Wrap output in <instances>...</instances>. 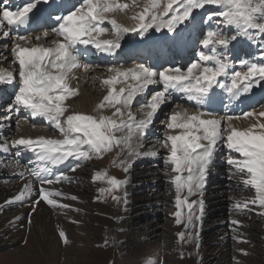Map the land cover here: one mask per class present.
I'll return each instance as SVG.
<instances>
[{"label":"snow or ice","instance_id":"6c2138e0","mask_svg":"<svg viewBox=\"0 0 264 264\" xmlns=\"http://www.w3.org/2000/svg\"><path fill=\"white\" fill-rule=\"evenodd\" d=\"M206 4L225 6L227 10L220 14L224 23L234 25L240 33L247 34L249 29H258L264 33V24L258 22L260 17H264V0H145L143 8L133 12L129 17L133 21L132 26L119 23L115 14H127L130 8L139 7L137 0H131V4L123 0H83L74 11L56 17L58 27L53 28L52 32L60 39L53 41L54 47L39 44L27 47L16 41H24L27 44L32 37L17 35L12 38L11 51L19 65V88L14 97L15 104L28 110L32 117H41L54 124L62 136L61 139L21 136L14 141L15 145L39 150L40 167L28 173L40 184L36 199L32 203V212L36 211L40 202L53 207H69L56 199V197H62L63 193L45 187V185L70 179L63 173L56 174L53 178L50 166L59 165L69 158L91 159L94 154L102 155L103 152L110 150L113 144H124L131 154L133 134L135 132L145 134L155 113L161 105L171 100L173 92L182 93L188 101L203 105L212 86L218 84L229 94L231 102L242 92H248L254 80H264V64L241 61L245 70L233 72L230 85L223 84L217 78L227 75L230 69L228 57L218 53L217 49L212 47L211 54L203 51L198 54L200 61H211L212 66L194 62L189 65L186 72L175 68L157 73L144 64H138L131 69L109 68L108 71L115 74L101 80V83L107 85L108 89L107 94L103 96L96 108H114L112 117L94 116L83 112H72L65 115L68 111L65 101L79 95L78 88L70 84V80L76 78L72 75L73 71L78 68L89 70V65H81L77 56L74 55L78 45H94L102 53H113L120 48L123 34L138 32L143 35L153 26H156L157 30L166 27L171 32L176 25L187 21L194 9L202 8ZM33 7L31 3L16 10L0 6V27L4 22L8 26L25 24ZM208 19L212 20L213 16L210 14ZM105 21L112 25L113 39L98 38L106 31L101 27ZM48 35V32L43 33L44 37ZM2 37L9 38L10 32L3 31ZM34 39L39 40L40 36ZM231 39H236V36H232ZM201 43L205 48L210 45L227 48L229 37L209 30ZM194 69L198 70V75H193ZM157 76L159 82L163 84V90L156 92L150 98L143 118L137 120L129 110L127 119H124V110L129 109L138 93L158 82ZM7 77L10 81L13 74L7 73ZM121 79L131 80L134 83L129 84L127 89L124 87L115 89L114 85ZM0 82H4L3 75H0ZM205 115L200 111L194 113H188L187 110L176 111L169 117L167 123V128L170 130H182L178 134H167L164 140L165 147L170 145L165 163L172 166L174 175L171 177V183L177 193V211L174 213L177 217L176 223H181L179 209L182 206L190 210L185 228L192 224L193 220L201 219V215L193 214L195 211L193 205H196L198 201H189L188 196L195 195L202 189L206 167L213 156L217 141L221 139L225 140L228 149L234 150L242 157V159L230 157L227 163L234 165L238 173L246 171L248 177L243 179V183L255 190V196L251 200H237L234 208L241 210L247 209L249 205H257L262 210L260 214L264 215V123L257 122L246 128H237L233 125L231 116L216 118L209 113L207 114L209 118H204ZM117 116L120 117L119 120L113 118ZM243 116L245 118L264 117V111L244 112ZM125 128H127L125 135L115 134ZM202 141L207 143H202ZM0 147L7 151L6 145H0ZM149 154L157 155L156 152ZM125 163L121 161L122 165ZM124 170L127 171V167ZM184 173L186 175H183ZM20 175L23 177L25 174L20 173ZM103 178L104 176L99 173L92 177L93 181ZM107 183L110 187L99 189L100 192H111L119 188L123 182L116 177H107ZM185 189L187 196L181 199L180 193ZM33 191V183L30 179L7 203L23 201L31 197ZM71 199L76 200L77 197L72 196ZM113 199H118V197L114 196ZM200 208L202 211V203H200ZM31 215L32 213H29V223H31ZM231 224L238 226L240 221L232 220ZM58 235L64 244L69 243L64 230H59ZM178 236L184 239L185 233H179ZM187 236L191 239L192 233H188ZM196 236L198 238V233ZM233 239L239 238L233 237ZM239 251L244 255L247 254L243 249Z\"/></svg>","mask_w":264,"mask_h":264},{"label":"bare ground","instance_id":"6f19581e","mask_svg":"<svg viewBox=\"0 0 264 264\" xmlns=\"http://www.w3.org/2000/svg\"><path fill=\"white\" fill-rule=\"evenodd\" d=\"M17 2H21V3L19 4L8 3V9L10 10L20 9V8L25 7L29 3L31 4L36 3L35 7H38L41 3H44L46 5L49 4V6H46V7L44 6L43 9L41 10V13L39 10L37 15H33L34 19L30 23L32 24L31 26L30 25L28 26L25 23L23 25H18V26L14 25L13 26L14 28H11V26H8L6 22H4L2 27H0V42H6L8 40L12 41L13 37L17 35H23V36L32 37V39L29 40L28 44H25L24 41H19V40H17L16 43H20L23 46H27V47H31L36 44L43 45L45 47H49V46L54 47L53 41L60 39V37H58L56 34L52 32V30H50V28H55L54 24H51L49 26L44 25L43 27H40V26L36 27V25L40 24L41 21L43 24L50 23L51 21L54 23V19L56 20L57 16L66 15L68 12L74 11L76 9V6L78 4L80 5L83 2V0H18ZM123 2H127L131 4V0H123ZM137 4L139 5V7L130 8L129 10H127V14L116 13L115 18L117 19V21L121 24L132 26L133 21L129 19V17L132 15L133 12L140 11L143 8L145 4V0H137ZM212 8H215V7H212ZM34 12H36V10H34ZM34 12L32 9V11L28 14V16H31ZM101 27L105 28L106 31L104 34L98 37L99 39H105L112 34V25L108 23L107 21L101 24ZM153 29H155L156 31L157 27L155 26L153 27ZM3 31H9L10 37L7 39L3 38L2 37ZM152 31L153 30L151 28V30L150 29L147 30V32H145L143 35H140L138 32L136 33L130 32V33L123 34L121 38L125 37V39L123 41H120V45H121L120 48L116 49L115 52L113 53H102L98 51L94 47V45H78L77 50L74 53V55L77 56V59L81 65L83 64L89 65V70L85 71L83 68H78L73 71L72 75H74L76 78L71 79L70 84L72 87L78 88L79 95L76 97H70L69 101H65L68 107H70V109H72L73 111L76 110L77 112L79 110L83 112L93 110V111H96L100 115L104 114L105 112H108L109 115L112 116V113L114 112L113 111L114 108L112 109L111 107H106L104 109L96 108V105L102 100L103 96L107 94V89H108V86L102 84L101 80L115 74V73H110L108 71V69L110 68L108 65H112L111 68L131 69V68H134L136 65H138L137 62H140L139 59L141 57L143 58V61H144L146 56H144L143 54L146 52L144 50H140L141 46L137 44L138 41H135V39L139 38L141 39L140 41L141 44H144L149 47L153 45L155 47L157 46V44L161 43V40H160V37L158 38V36L153 37ZM199 31H203V29L199 28ZM44 32L49 33L48 37L43 36ZM36 36H40V39L39 40L34 39ZM142 38H143V41H142ZM126 39L127 41H125ZM170 39L172 41H175L176 38L175 37L172 38L171 36ZM191 40L192 38L190 37L188 41H184L183 43L179 44V46H183L181 49V52L183 54L182 61H184V58H186L185 55H186V52L188 51L186 46L191 44L190 42ZM92 49H95V52H96V55L93 57V59L92 57H90L92 55ZM231 54L234 55V53H231ZM5 55L2 54L0 56V75L4 76V82H6L5 76L9 80V78L7 77V73L11 72L13 74V77L9 81L10 84H8L7 82L6 83L0 82V104H4V105L6 104L7 106L6 109L4 110V112H6V116H5L6 118L9 115V113H11L9 109L10 108L9 103H8L10 100L8 101V98L13 97L19 88V65L18 63H16L14 55L8 57L9 59L8 58L5 59L6 57ZM85 56L87 57V59H85ZM130 56H132L133 58L130 60V62H132L131 64L133 65L131 66H124V65L117 66L116 65L117 62L122 60L120 58H124V57L128 58ZM133 62L137 64H134ZM175 62L176 63L174 64L178 66V68L183 65V64L180 65L178 61H175ZM164 65L170 66L171 64H167V63L164 64L163 62L162 66ZM150 67L154 71L157 70V67L155 65L154 66L151 65ZM175 68L176 67L172 66L166 69H175ZM193 75L194 76L196 75L194 71H193ZM13 79L15 80L14 82H13ZM156 79L158 81L156 84L149 85L147 89H145L141 93H138L134 97L133 104H141L140 106L142 107L143 102L150 100V98L155 94L158 86L163 85L162 83L159 82L158 76L156 77ZM131 83H134V82L131 80L125 81L121 79L114 85V88L119 89L121 87H124L127 89L129 84ZM258 90L259 91L261 90V94L264 95V91H263L264 83L263 82H254L252 88L248 92H242V94L239 97L231 100L230 102L229 94L225 90H218L216 88H211L209 91V96L203 105H197L195 101H188L182 93L173 92L171 100L172 98H174L175 94L181 97H185L184 103H186L187 105H190L191 107L189 106L187 107L184 104H178L176 107L170 110L171 112L167 119L159 123H155V124L151 122L150 124L151 126L149 125L146 129L149 132V134L147 133V135H150L152 133V134H155V138H158L161 135H164V137H166L167 134H178L179 132H181L182 130L180 129H171V130L168 129L167 123L169 122V117L173 114V112L183 111V110H187L188 113H194L197 111L204 112L206 114L204 118H209L207 115L209 113L216 116V118H223L225 116H231L233 117L232 123L237 128H246L249 125L253 123H257V122L264 123V117L245 118L244 116H235L232 114V111H235V110L239 111V109L243 108L245 101L248 103V105H250V103L252 105L253 101H257L258 95H256V92ZM146 95L148 96L151 95V96L150 98L147 99ZM168 102L161 105V107L163 106L164 108V106ZM222 103L225 104L223 105V107L226 108L225 113H223L224 111L222 112L221 110L222 105L220 104ZM226 105L227 107H225ZM202 106H204V108ZM192 107H196V108L194 109ZM130 108L131 107L129 106V109L124 110V113H125L124 119H127V113L129 110H131ZM22 110H26V109H21L20 112H22ZM146 111L147 109L142 107V109H140V112L142 113V115L139 112L140 113L138 114L139 118L138 119L136 117L135 118L137 120L142 119ZM158 111L155 113L153 119L158 114ZM227 111H229V113L231 114L229 115ZM261 111H264V105L261 107L259 111L252 110L251 112L259 113ZM26 112L28 113L29 111L26 110ZM159 114H163V110H161ZM12 118L13 116L10 117L11 120ZM25 118L19 119V121L16 122V125L14 128V130H17L18 133H21L20 137L23 136V137L35 138L37 136H42L43 134H53L55 130L54 126L42 127L40 125H37L38 122H40V117H33L35 118L33 119L34 122H31L30 118L29 119H25ZM36 119H38L37 124H36ZM1 123H0V130L2 129V127H5L4 130L8 132L7 125L5 124L3 125ZM153 126L154 128H152ZM48 130H50V133ZM7 132L2 133V135H5ZM126 133H127V128H125L123 131L117 134V136H123ZM152 138L153 136L141 137L140 133L135 132L131 140V145H132L131 154L128 148H126L124 151H121L119 153L118 158H123V160L126 162L124 167H127L128 169L126 174L125 175L122 174L121 177L119 178L121 179V178H124L125 176V179H124L125 197L123 201L125 203H124L123 211L118 209L116 213L111 212L109 203L102 201L100 197L98 198L97 194L94 193L96 183L99 181V180H96L97 182H95L92 179V177L95 174H97L96 172H93V175H91V178H89L88 180L83 179L86 182L83 180H82L83 182H81V179L83 178L84 175L82 174L78 175V171L75 172L71 170L73 168L77 170V168L80 167L79 164L81 162L87 163L89 165L91 163L92 167H94L95 160L92 157L91 159H79V160L75 158H69L59 165L50 166L52 169L51 175L53 176V178L56 174L63 173L70 179L62 180L59 183H53L52 185H45V187L51 190H58L61 193H63L62 197H56V199L60 201L61 204L69 205V207L68 208H63L59 206L53 207V206L47 205L44 202H40L39 205L37 206L36 211L32 212V203L36 199V193L40 187V184L38 181L35 180V177H30L28 173L32 169H38L40 167L41 162L38 160L39 150L29 149L22 145H15L14 141L16 139H14L12 142H9L4 139V136H0V145L7 146V151L3 150V148L0 147V234H2L7 239L6 243L11 246V252L14 254L13 256L16 257L15 260H17L19 263H22V264H39V258L41 257V258L49 259V261H47L46 264H56V262L59 263L58 260L60 256H64L65 257L64 264H69V262H71L70 260H73L72 257L76 256L77 251H78L77 249H79L78 244L80 242L86 243L87 237L92 239L93 241H99L100 233L102 231L103 226L105 224H108L107 226H111L113 219L110 217V215L112 216L113 213L121 217V220L117 225V228H120L121 230L120 239L125 241L126 236H127V230H126L127 224L131 220L129 217V213L133 210L136 211L141 206V205L133 206L132 204L134 203V201L138 203L137 200H141L143 198V197L133 198V194L135 193L132 192V188L134 187L135 184H132V183L130 184V182L128 181L129 177L131 176L130 175L131 172L129 171L133 169V165L127 159L133 158L137 154L138 155H149V153H151L153 150L155 151L157 150L156 151L157 155L153 156L151 160L153 162L154 161L157 162L155 163L154 166L159 165L160 170L163 171L162 174L158 173L159 169L155 171L153 166L151 168L147 166L146 164L148 163V161L143 160V159H139L135 162L137 164L144 165L143 168H146L147 170L139 171L136 174L140 176H147L148 177L147 181L153 182L155 183V185L162 186L164 184L167 186L166 189L170 191L169 199H171V202L167 203L166 201L165 204L169 208L168 212L170 213V215L172 214L174 215L172 211L173 209L177 208V206L175 205L176 199H177V193H176L174 185L171 183V177L172 175H174V173L172 172V166L170 164L165 163V158L167 157L168 152L170 151V148L166 149L164 146H161L158 148L154 147L152 150L149 149V147H147L145 150L142 149V147L144 148L147 146L146 144L152 143L151 141ZM202 143H207V142L202 141ZM222 143H225L224 139L218 140L215 145V149L218 150V145ZM219 153H220L219 150L216 151V154H219ZM215 172H217L216 167L212 168L211 160H210L205 170L203 187L199 193L195 194L196 196L195 198L198 201L197 203L198 209H199L198 211H201L200 203H202V210H204L205 206L208 203L210 204L214 202V201H210L211 199L214 198L213 195L208 194L207 193L208 191L205 190L207 180L211 179L212 178L211 176H214V175H218L219 179L222 178L223 180L226 179L227 181H228V178L231 177L229 173H226V172L222 173L223 171H220V170H219V173L218 172L215 173ZM20 173H24L25 175L22 177ZM164 173L165 174L168 173V176L166 177ZM183 175H186V173H184ZM243 178L245 179L247 177H243ZM30 179L33 183V188H34L32 196L24 199L23 201L7 203V201H9L16 194H18L21 187L25 183H27ZM229 179L232 180V178H229ZM77 180H78V184L75 182ZM239 180H241V178ZM87 181H90V183ZM153 193L154 192L148 193V194L152 195ZM148 194L146 193L145 195H148ZM186 194H187V190L185 189L180 193V197L184 198ZM72 196H76L77 197L76 200H78V202L81 201L80 199L84 200L85 198H89L88 202H90L92 205L91 204L89 205V203L84 204L83 202V203H80L79 206L77 205L80 208L79 209L76 206V204H74L76 202L72 203L71 201ZM231 196H233L232 193H231ZM237 200H245V199H242L239 196L236 198V196H234L231 203L228 202L230 204L229 206L234 207ZM248 200H251V199H248ZM219 201H221V203L223 204L222 206L223 208L225 202L227 201H225L224 198H221ZM81 208L82 209L87 208L90 210L92 209L93 212H95L97 215L94 214V216L95 215L96 216L91 217V220H92L91 222H85L84 217H82V214L79 212V210L80 211L82 210ZM109 208H110V211H109ZM113 209L115 210V208ZM243 210L247 211L244 213L247 215L248 212L252 210V207H248L247 209H243ZM29 213H32L31 223H29ZM144 213L142 214L141 212L137 211L136 215H134L133 218L139 219L140 217H144L146 216L144 215ZM86 217L88 216H85V218ZM237 217H238V214L234 217L230 215V218L224 217V219L221 221L219 220H217L216 222L212 221L211 223H208L206 225L202 224L199 221V232H198L199 240L201 242L211 243V242L216 241L217 239H221V240L225 239L227 242L228 236H229V233L227 231L228 227L238 232L239 234L238 238H242L243 234L244 235L247 234V231L238 228L237 225L231 224V221L236 220ZM239 219L240 218H238V221H240ZM79 221H81L80 225H78ZM172 227L173 228L169 230L167 229L165 231L166 232L165 234H166L167 240L168 239L170 240L169 246H168L169 250H171L172 252L175 251V253L173 252L174 255L173 254L164 255V258H165L164 264H195V257L194 259H190L191 257L189 259H186L183 256H181L182 254H185V253L187 254L188 251L186 252V248L183 245H180L179 247L176 245L175 240L170 239L171 236H173L175 239V235L178 234L177 231L180 230V224H177V225L173 224ZM61 229L65 231L69 239V243L67 245L65 244L64 248L61 246V243L58 238L59 237L58 232ZM172 229L176 231L175 234ZM111 231L113 230H110L109 227H107L105 231V235H109ZM147 233L148 232H144L143 236L145 237ZM149 233H152V230ZM263 234H264V229L261 228V225H258L255 229V234L253 233L251 234L253 237L249 241L252 245H254L256 242V245L259 246L260 249L263 251L262 255L264 254V249L261 247H262V244H264V241L263 242L260 241V237ZM158 235L159 234H156V235L154 234L153 237L158 236ZM205 235H207V237H210V238L205 239ZM131 237L133 239V236ZM204 239L205 241H203ZM21 242H24L23 245L20 244ZM195 242H198V241L195 240ZM238 246H236V248L242 249L243 247H247L245 245H240L239 247ZM17 252H20L21 255L15 256ZM218 253L216 252L210 253V255L208 256L206 254V251L200 248L199 253H198V258L200 260L197 263L199 264H230V262L228 261V258H226L222 252L220 254ZM180 256L183 257L182 260L180 259ZM214 259L215 261L213 262ZM261 261L264 264V260L262 258H261ZM235 262L236 264H251L250 261H246V259H244L243 257L239 255L236 256Z\"/></svg>","mask_w":264,"mask_h":264},{"label":"rangeland","instance_id":"374dc122","mask_svg":"<svg viewBox=\"0 0 264 264\" xmlns=\"http://www.w3.org/2000/svg\"><path fill=\"white\" fill-rule=\"evenodd\" d=\"M78 7H79V5L76 6V8H78ZM212 7H215V8H212ZM226 10H227L226 7L222 6V5L218 6V5L206 4L202 8L194 9L190 18L187 21L176 25L175 28L173 29V31H171V32L166 27H161V28H159V30L156 29V31H155V29H153V27H155V26L151 27L153 30L152 31L153 37L158 36V38L159 37H160V39L162 38L161 42L166 40V46L168 45V47L165 50L164 44H163V46L161 45V49H162L161 51L165 52V53H163L164 60H168V61L172 62V64L170 66H166V65L158 66L156 71L159 72V71H162V70H164L168 67H172V66L178 68V66H176L174 64V60L178 59L177 54L174 52L173 55H170L173 53L174 50L170 51L171 47L169 46V44L170 45H172V44L177 45L176 43L179 44V43H183L184 41H188V39H190V37L192 38V40L190 41L191 44L186 46V48L189 50V52H188L189 55L188 56L186 55V58H184L183 65L179 67L182 71L186 72L189 65L194 63V62L198 63L200 65H206L209 67L212 66L213 62H211V61H209V62L200 61L199 55H198L201 51L205 52L206 54H211V48L212 47H215L217 49L218 53H222L228 57V62L230 64V69L228 70V73H227L228 76L222 75V76L217 78L220 82H222L225 85H230V83H231L230 78H231V75L233 72L245 70L244 67L241 65V61H248L251 63L264 64V33H261L258 29H249L247 34L240 33L234 25H228V24L224 23L223 17L220 14L222 12H225ZM210 14L213 16L212 20L208 19ZM169 18H170V16H169ZM258 22L264 24V17H260ZM57 26H58V22L56 21V24L54 27H57ZM151 28H149V29L151 30ZM199 28L200 29L202 28L203 31H199ZM52 29L53 28H50V30H52ZM110 30H111V28H110ZM209 30L220 32L224 36L229 37V44H228L227 48H224L223 46H220V45H210L209 47L205 48L202 45L201 41L205 38V34ZM111 35L105 39H113L114 37ZM171 36H172V38L174 36L177 37L175 39V41H172L170 39ZM232 36H236V39H234V40L231 39ZM124 39H125V37L121 38L120 41H123ZM125 41H127V39ZM135 41H138L137 44H139L141 46L140 49H142V50H144V49L147 50V48L153 47V45L149 47V46H146L144 44H141L140 43L141 39H139V38L135 39ZM142 41H143V38H142ZM12 45H13V39H12V41L8 40L6 42H0V46H1L0 47V56L2 54L3 55L6 54L5 59L12 56L13 55V53L11 52ZM173 48H174V46H173ZM167 52L170 54H167ZM231 53H234V55ZM153 54H154V52H153ZM120 59H122V60H120L119 62L116 63L117 66L118 65H124V66L133 65V64H131L132 62H130V60L133 59L132 57H128V58L124 57V58H120ZM164 62H167V61H164ZM137 63L138 64H144L145 66L150 67L151 65L154 64V61H152V60H144V61L142 60L141 61L140 60V62H137ZM137 63H134V64H137ZM108 66L111 68L112 65H108ZM193 71L196 73V75L199 74L198 70L195 69ZM254 82H263L264 83V80H258V81L254 80ZM4 83H6V82H4ZM193 83H195L194 80H193ZM212 88H216L218 90H225V89L221 88L218 84H214L212 86ZM162 90H163V85H160V86H158L156 92L162 91ZM256 95H258L257 101H253L252 105H251V103H250V105H248V103L245 101L243 108L239 109V111H232V114L235 116H243L244 112H251L252 110L259 111L261 109V107L264 105V95H262L261 91H259V90L256 92ZM150 96L151 95H149V96L146 95V98L148 99V98H150ZM184 99H185V97H181V96H178L175 94L174 98H172V100H170V102H168L164 106V108H163V106L160 107L158 114L153 119L152 123H154V124L159 123V122L167 119L170 112H171L170 110H172L178 104H184L187 107L188 106L191 107L190 105H187L186 103H184L185 102ZM8 101H9L8 102L9 107H10L9 109H10L11 113H9V115L6 118H5L6 112H4V110L6 109L7 106H6V104L5 105L0 104V123L2 122L1 124L7 125V129H8V132H7L6 130H4L5 127H2V129L0 130V136H4L5 140L12 142L14 139L17 140L18 138H20V134H21V133H18L17 130H14L16 122L19 121V119L25 118V117H26L25 119L30 118L31 122H34V120H33L32 116H29L30 113L17 112V108L19 106H17L15 104L14 97L12 99L8 98ZM67 101H69V99ZM147 103H148V101L143 102L142 107L147 109V107H146ZM140 105L141 104L130 105V107H131L130 111H132L131 112L132 114L134 113L133 116L136 117L137 119L139 118L138 114L141 113L140 109H142V107ZM220 105H222L221 106L222 112L224 111L223 113H225L226 108L223 107V105H225V104L222 103ZM192 108L195 109L196 107H192ZM20 109H22V107H19V111H20ZM111 109H112V107H111ZM161 110H163V114H159V112ZM72 112H77V111L76 110L73 111L72 109H70V107H68V111L65 113V115L71 114ZM78 112H83V111L79 110ZM83 113L94 115V116L100 115L96 111H93V110H89V111H86ZM227 113H229V111H227ZM101 115L112 117L111 115H109L108 112H105L104 114H101ZM141 115H142V113H141ZM229 115H230V113H229ZM11 116H13L12 120L10 119ZM113 118L117 119V120L120 119L119 116L113 117ZM3 120H5V121H3ZM37 121H38V119H36V124H37ZM37 125H40L42 127L54 126V124H51V122L46 121L43 118L40 119V122H38ZM54 128H55V126H54ZM152 128H154V126ZM16 131H17V133H16ZM48 131L50 133V130H48ZM5 132H7L8 134L6 133L5 135H2V133H5ZM119 133L120 132H117L115 134L117 135ZM147 133L149 134V132L147 130H145V134L141 135V137L153 136V138L151 139L152 143L146 144L147 146L144 148L142 147V149L145 150L147 147H149V149L152 150L154 147L158 148V147L164 146V140H165L164 135H161L158 138H155V134L151 133L150 135H147ZM42 136L55 138V139H61L62 138L60 132L56 128H55L53 134H43ZM225 146H226L225 143L218 145V150L220 152L219 154H216V151H218V150L214 149L213 156L211 158V166H212V168L216 167V170L218 173H219V170L223 171L222 173H225V172L229 173L231 176L229 178H232V180L229 178H228V181L226 179L223 180L222 178L219 179L218 175L211 176L212 178L207 180V182H206L205 190L208 191L207 192L208 194L213 195L214 198L211 199L210 201H214V202H212L210 204L208 203L205 206V209L202 211H198L199 209H198L197 204L193 205V208L195 210L193 214L194 215H201V219L199 221L204 225L211 223L212 221H215V222L217 220L221 221L224 219V217L230 218V215H232L234 217L238 214V217L236 219V220H238V218H240L239 219L240 225H238V228L247 231V234L244 235L242 233L243 234L242 238L233 239V237H238L239 234L237 231H234L233 229H230V227H228L227 231L229 233V236H228L227 242L225 239H222V240L217 239L216 241L211 242V243L201 242L199 240V233H198L199 232V221L193 220L192 224H190L187 228H185V223L187 222V216L190 214V210L186 206H182L179 209L181 212V217H180L181 223H179L180 224V230L177 232H178V234L179 233H185V238L180 239L179 236H177L178 235L177 234V235H175V239L173 236H171L170 239L175 240L176 245L179 247H180V245H183L186 248V252L187 251L188 252H187V254L185 253V254H182L181 256H183L186 259H189L190 257H191L190 259H194V257H195V264H199L197 262L200 260L198 258V253H199L200 248H202L204 251H206V254L208 256L210 255V253H214V252L218 253L219 252L218 254H220L222 252L223 255H225V257L228 258V261L230 262V264H236L235 261H236L237 255L243 257L244 259H246V261H250L251 264H263V262L261 261V258L264 260V254L262 255L263 251L260 249L259 246L256 245V242H255V244L253 243L254 245H252L249 241L253 237L251 234L252 233L255 234V229L258 225H261V228L264 229V216L259 213L262 210L259 207H257V205H249V207H252V210H250L247 215L244 214L247 211H245L243 209L237 210L234 207L229 206L230 205L229 203H231L234 196H236V198L239 196L242 199L248 200V199H252L253 196H255V194H254L255 191L250 185H246L243 183V179H244L243 177H248L247 172L246 173L245 172L238 173L237 169L234 167V165H229L227 163V161L230 157L234 158V159H242V157L240 156L239 153H236L234 150H230ZM126 148L127 147L124 144H119V145L113 144L112 148L108 151L103 152L102 155H95V154L93 155V158L95 160L94 161V167H92L91 163L89 165L87 163L81 162L79 164L80 167H78L77 170H75V172L78 171V175L79 174L84 175L83 178L81 179V182L91 178V175H93V172H96V173L100 172L99 174H101V176H104V178L100 179L98 182L95 181L98 183V185L96 183L94 193L97 194L98 198L100 197V199L102 201L108 202L110 205V208H111V212H115V213L118 211V209L123 211V207H124V203H125V202H123L124 197H125V189H124L125 188V184H124L125 176H124V178H121V179H119V178L121 177L122 174L125 175L127 171L124 170L125 164H123V165L121 164V161H124L123 158H118V156H119V153L121 151H124ZM165 148L169 149L170 145L168 147H165ZM156 151L153 150L152 152H156ZM152 157L153 156L150 154L149 155H138L137 154L133 158L127 159L133 165V169H131L129 171V172H131L130 173L131 176L128 179L130 184L131 183L135 184L134 187L132 188V192L135 193V194H133V198H136V197H143V198L141 200H137L138 203H136V201H134V203L132 204L133 206H135V205H137V206L141 205V206L136 211L133 210L129 213V217L131 220L127 224L126 240L123 241L122 239H120L121 230H120V228H117V225L121 220V217H119L115 213H113L112 216L110 215V217L113 219L112 224H111V226H107L108 224H105L103 226L102 231L100 233L99 241H93L92 239L87 237L86 243L80 242L78 244L79 249H77L78 250L77 254H76V256L72 257L73 260H70L71 262H69V264H164V262H165L164 255H166V254L171 255V254H173V252L175 253V251L172 252L171 250H169L168 246H169L170 240L169 239L167 240L166 234H165L166 233L165 231L167 229L169 230V229L173 228L172 227L173 224L177 225V223H176L177 217L173 214L170 215V213L168 212L169 208L165 204L166 201H167V203L171 202V199H169L170 198L169 197L170 191L168 189H166L167 188L166 185H164V184L162 186L161 185H155V183L147 181V179H148L147 176H140V175L136 174L139 171L147 170L146 168H143L144 165L137 164L135 162L139 159H143V160L148 161V163L146 164L147 166H149L150 168L153 166L155 171L159 169L158 173L162 174L163 171L160 170V166L159 165L154 166L155 163H157V162L156 161L153 162L151 160ZM217 172H215V173H217ZM105 174H106V176H105ZM164 175L167 177L168 173H166V174L164 173ZM107 177H116L117 179H119L123 183L120 185L119 188L113 189L111 192H108V191L100 192L99 189H102V188L108 189L110 187V185H108V183H107ZM240 178H241V180H239ZM83 179H85V180H83ZM75 182L78 184V180ZM87 182L90 183V181H87ZM76 183H75V185H76ZM92 188H94V187H92ZM152 192H154L152 195L148 194V193H152ZM146 193L148 195H145ZM231 193L233 194V196H231ZM114 196L118 197V199H113ZM186 196H187V194H186ZM195 197H196L195 195L188 196V200L189 201L196 200ZM221 198H224L225 201H227V202H225L223 208H222L223 204L221 203V201H219ZM181 199H183V198H181ZM69 200H71V199H69ZM80 200L81 201H79V202H78V200H73V199L71 201H72V203L76 202V203H74V204H76V206L77 205L79 206L80 203H83V202H84V204H88V203H89V205L91 204L90 202H88L89 198H85L84 200L80 199ZM121 204H122V206H121ZM175 205H176V203H175ZM117 207H119V208H117ZM110 208H109V211H110ZM113 208H115V210ZM82 210L81 211L79 210V212L82 214V217H84L85 222H91L92 221L91 217H95L97 215L95 212H93L92 209L90 210V209L86 208V209H82ZM137 211L141 212L142 214L144 212L147 214L144 213V215H146V216L140 217L139 219L133 218L134 215H136ZM176 211H177V208L173 209L172 213H176ZM89 213H91V214H89ZM94 214H96V215L94 216ZM85 216H88V217L85 218ZM80 224H81V221H79L78 225H80ZM107 227H109L110 230H113L110 232L109 235H105V231H106ZM151 230H152V233H149V232H151ZM155 231H156V233H155ZM142 232L143 233L148 232L149 234L147 233L146 236L144 237ZM173 232L175 234L176 231L173 230ZM188 233H192L191 239L188 238V236H187ZM196 233H198V238L196 236ZM152 234L153 235L159 234V235L153 237ZM131 236H133V239ZM208 238H210V237H207V235H205V239H208ZM205 239L203 241H205ZM195 240L198 242H195ZM6 241H7V239L2 234H0V264H22V263H19L17 260H15L16 257H14L13 256L14 254L11 252V246L8 245L6 243ZM59 241L61 243V246L64 248L65 244L62 242V240L60 238H59ZM260 241H262V242L264 241V234L260 237ZM23 243L24 242H21L20 244L23 245ZM238 245L239 246L240 245L247 246V247L242 248L243 250L246 249L245 250L247 253L246 255L242 254L239 251L241 248H236V246H238ZM261 248L264 249V244H262ZM197 250H198V252H197ZM17 255H21V253L17 252L15 256H17ZM181 256H180V259L182 260L183 257H181ZM64 258H65L64 256H60V258L58 260L59 263L56 262V264H64ZM47 261H49V259H45V258H41V257L39 258V264H46ZM214 261H215V259L213 260V262Z\"/></svg>","mask_w":264,"mask_h":264}]
</instances>
